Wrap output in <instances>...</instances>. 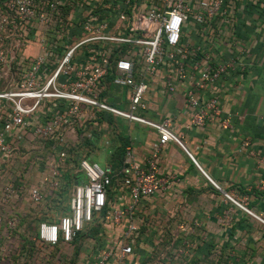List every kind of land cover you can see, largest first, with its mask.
I'll use <instances>...</instances> for the list:
<instances>
[{
    "label": "built area",
    "instance_id": "obj_1",
    "mask_svg": "<svg viewBox=\"0 0 264 264\" xmlns=\"http://www.w3.org/2000/svg\"><path fill=\"white\" fill-rule=\"evenodd\" d=\"M239 1L0 0V174L28 151L25 144H37L40 175L27 199L52 219L39 221L28 234L29 256H2L0 264H51L73 256V264H141L136 207L164 190L167 177H158L155 159L162 145L177 143L171 115L158 121L147 115L149 89L179 93L189 111L187 127L228 128L217 88L235 74L233 9ZM188 28L199 42L189 41ZM115 119L157 134L141 165L125 146L118 172L84 156L97 151L90 138L116 136ZM68 137L75 139L71 146L65 145ZM252 156L264 165V155ZM67 173L71 187L60 204L57 193ZM0 180V226L21 233L15 229L19 214L9 205L23 182ZM223 198L264 226L231 195ZM94 219L101 225L97 236L85 238L89 246L81 245L75 255L73 239Z\"/></svg>",
    "mask_w": 264,
    "mask_h": 264
},
{
    "label": "crops",
    "instance_id": "obj_2",
    "mask_svg": "<svg viewBox=\"0 0 264 264\" xmlns=\"http://www.w3.org/2000/svg\"><path fill=\"white\" fill-rule=\"evenodd\" d=\"M233 14L235 74L217 88L228 128L218 123L187 127L189 111L181 95L162 93L158 85L149 89L147 115L157 121L171 115L177 143L162 145L155 159L158 177H167L164 190L136 207L142 235L135 253L141 264H159L157 253L164 250L172 264L182 252L184 264H264V226L223 198V193L231 195L264 220V165L252 156L264 155V0H240ZM121 122L123 132L116 135L126 140L141 165L157 134ZM98 154L90 150L84 156L96 162Z\"/></svg>",
    "mask_w": 264,
    "mask_h": 264
},
{
    "label": "rangeland",
    "instance_id": "obj_3",
    "mask_svg": "<svg viewBox=\"0 0 264 264\" xmlns=\"http://www.w3.org/2000/svg\"><path fill=\"white\" fill-rule=\"evenodd\" d=\"M187 34H189L190 32V28H188V31H186ZM189 41L191 43L194 42H199V39L197 38L196 32L195 31H191L189 34ZM116 90V89H115ZM122 109V108H120ZM122 120L121 119H115L114 123H113V127H114V134H120L123 132V125H122ZM74 138L68 137L65 138V145L67 146H71L72 143L74 142L73 140ZM113 140V137H106V138H96V137H92L90 138V143L94 146V148H96V150L98 151V156L96 158V162L101 165L102 159L104 157H106L108 151L111 150V142ZM26 148H28L27 152H25V154H23L20 159H13L12 163H11V168L8 170V172H2L0 175V179H4L5 181H11L16 179L20 180L21 183L23 182V185L21 188H19L18 190V194L16 199L14 200V202H12L9 207H10V211H12V213H16L19 214V217H26V218H30L32 216H36V214H38V212H40V208L39 207H34L32 206L27 199V189L29 187V185H35L36 181L39 178V168L37 165V160L34 159V156L36 155V157L38 156V153H40V151L38 150V146L35 143H30V145L25 144L24 145ZM84 150V149H83ZM4 182H2L0 180V185L3 184ZM50 211V210H49ZM48 214H51V211ZM20 241L14 237V236H6V231L1 228L0 229V248H2L3 250L0 251V257L2 256H8L9 259H12V250H14V246L18 247L20 245ZM81 245H83L84 247H88L90 243H88L87 241L82 240L80 242ZM63 252L67 253L69 251L62 249ZM158 256L157 257V262H159V264H172L173 260L172 257L170 255V253L167 250H164L162 252H158L157 253ZM179 255L176 256L177 259V264H184V256L185 253H178ZM65 258V257H64ZM64 258H60V260H58V263H54L55 260L51 261V264H59V262L62 264H72V260H77L76 257H72V259L68 260V259H64ZM52 259H55L54 257ZM37 260H39V258H37ZM81 260H83L81 258ZM7 264V263H6ZM39 264V263H37ZM224 264H229V261L227 262V260L224 262Z\"/></svg>",
    "mask_w": 264,
    "mask_h": 264
},
{
    "label": "trees",
    "instance_id": "obj_4",
    "mask_svg": "<svg viewBox=\"0 0 264 264\" xmlns=\"http://www.w3.org/2000/svg\"><path fill=\"white\" fill-rule=\"evenodd\" d=\"M125 146H126V140L117 135L113 138L111 142V152L108 155L107 164H109L111 169L115 172H118L121 168L122 156H123V151H124ZM70 180L71 179H70L69 174L68 173L65 174L63 178V182L60 186L59 192L57 193L61 199V201L60 200L58 201L60 204H63V203L65 204L66 202L67 192L71 187ZM105 210L106 209L102 210V212L100 213V217L104 216ZM44 220H46L47 222L52 221V219L45 217L43 212H38L36 216H32L30 218L18 216V221H17V225L15 226V229H17L18 227L22 228V232L18 233V232L12 231V233H9L6 231V236H13L14 233L17 234L19 241L22 243L21 248L18 249L14 253L15 257H12L13 261L18 256L22 255L24 251H25V254H28V256L30 255L33 244L28 240V234L34 229V226L39 221H44ZM4 226H5V223H2L0 226V229L3 228ZM100 228H101L100 222H98V219H94L92 226H90L87 230L77 234V236L73 239L71 243V245L73 246L75 255L77 254L81 246L80 242L84 240L85 238H95Z\"/></svg>",
    "mask_w": 264,
    "mask_h": 264
}]
</instances>
